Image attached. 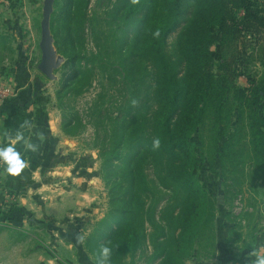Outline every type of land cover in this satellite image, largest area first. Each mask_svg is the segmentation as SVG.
<instances>
[{
    "label": "rangeland",
    "instance_id": "374dc122",
    "mask_svg": "<svg viewBox=\"0 0 264 264\" xmlns=\"http://www.w3.org/2000/svg\"><path fill=\"white\" fill-rule=\"evenodd\" d=\"M64 1L0 0V81L7 80L18 93L29 96L31 108L40 112L39 127L47 140L43 157L45 170L32 191L23 193V187L17 190L12 185L2 187L1 214L10 208L17 209L3 215L7 216L4 217L7 221H2L4 231L0 236L14 238L17 242L0 245L5 252L3 259L0 257V264H94L100 245H110L119 231L130 246L122 253V261L116 263L115 260L112 264H159L160 260L154 258L156 249L151 242L155 226L146 221L144 229H141V221L137 217L124 223L112 215L115 214L112 213L115 182L103 165L104 150L109 148L111 140H105L102 126L97 127V118H101L102 113L113 117L121 114V104L127 98L131 85L143 78L145 68H140L147 62L134 56L133 66L137 71L127 69L128 76L125 71L122 74L119 64L133 51L141 52L147 30L143 27L142 31H137L135 23L129 26L122 57L111 45L114 40L113 23L119 22L118 17H112V11L117 8V13L122 12L126 0H74L77 21L84 14L86 20L80 27H74L70 34L60 28L59 13ZM245 1L253 13L264 10V0ZM195 4V0L182 1V27L190 23V12ZM46 6L51 8L50 30L60 61L54 72L55 79L48 78L39 70ZM236 14L238 20L243 21L246 11L238 9ZM121 15L129 17L128 12ZM97 29L100 34L96 33ZM176 44L177 35H170L168 48L175 57L178 55ZM263 46L264 30L259 36H244L242 40L226 43L224 52L217 44L212 53L218 64L219 61L230 60L233 51H242V54L236 53L235 60H231L233 67L229 69L232 70L229 76L237 87L246 88L248 93L251 83L259 82L264 75ZM100 51L102 57L100 55L99 59ZM71 54L81 58L84 72L79 81L66 86L64 79ZM103 57H110L111 63ZM215 70L220 74L219 68ZM148 71H151L149 63ZM145 82L150 87L153 101L155 77H145ZM228 98L232 99V96L229 94ZM236 108L231 117V130L238 122ZM191 142L198 155L199 182L214 195H220L221 199L211 223L214 247L207 241L200 246L194 245L189 249L190 257L183 259L184 264H210V260L217 261L220 255L229 256L234 261L244 253L256 251L259 235L264 237V174L254 183L245 174L243 176L247 179L234 189L231 178L242 176V173H230L233 169L229 162L227 172L223 170L221 161L213 158L212 151L203 149L198 133L193 135ZM234 143L240 148L249 147L246 139L239 136ZM245 162V170L249 172L252 161L247 158ZM147 172L150 173V169ZM233 190L240 191V194H233ZM167 194L170 195V191ZM240 196L243 206L236 210L235 203ZM143 201L149 202L148 197H143ZM173 202L172 205L175 204ZM165 208L162 205L164 215L167 214ZM253 228L256 240L249 233ZM81 236L84 237L83 242L79 239ZM132 245L135 250L131 251ZM212 253L214 256L209 257Z\"/></svg>",
    "mask_w": 264,
    "mask_h": 264
},
{
    "label": "trees",
    "instance_id": "16d2710c",
    "mask_svg": "<svg viewBox=\"0 0 264 264\" xmlns=\"http://www.w3.org/2000/svg\"><path fill=\"white\" fill-rule=\"evenodd\" d=\"M182 1L126 0L119 13L128 12V18L119 15L117 8L112 11V17H118L119 22L113 23L111 45L120 56L127 45L126 32L132 23L137 31H142L143 27L147 30L141 52L133 51L121 59L122 74L125 71L128 76L126 70L130 68L137 71L133 66L134 56L147 63L140 68H145L143 78L133 82L121 104V114L113 117L105 112L97 118V127H103L105 140H111L109 148L104 150L103 165L115 182L113 191L116 194L112 200L115 204L112 213L115 214L112 215L124 223L137 217L141 229L146 221L155 226L151 242L159 264H184L183 259L190 257L193 246L205 241L214 247L211 223L221 197L198 180V155L191 142L194 134L200 135L203 149L211 150L213 158L221 161L223 170L227 172L229 162L233 169L230 173H242V176L231 178L232 188L241 186L247 179L245 174L252 183L264 174V75L259 82L251 83L247 93L246 88L237 87L229 76L236 53L242 54V51H233L230 60L218 64L212 53L217 44L224 52V46L230 41L261 35L264 10L253 13L245 0H195L191 21L182 27ZM238 9L246 11L243 21L237 18ZM59 15L60 28L69 34L86 20L84 14L77 21L74 0H65ZM96 33L101 31L97 29ZM172 34L177 35L176 57L168 48ZM262 49L264 57V46ZM100 55L101 51L99 59ZM71 56L64 79L66 86L79 81L84 72L81 58ZM103 58L111 63L110 57ZM148 63L151 71H148ZM216 67L220 74H216ZM150 75L155 77L153 101L145 82V77ZM229 94L232 99L228 98ZM155 105L156 110L152 111ZM235 107L238 122L231 130ZM236 136L245 138L249 147H238L234 143ZM155 137L161 140L158 149L152 147ZM247 158L252 161L249 172L245 170ZM232 193L240 194V191ZM145 196L149 202L143 201ZM172 201L175 204L172 205ZM162 205L166 207V215ZM16 209L10 208L4 214ZM120 232L109 245L113 248L112 263L122 261V253L130 246ZM249 233L256 240L254 228ZM253 244L255 246V242ZM130 250L135 247L132 245ZM213 256V253L209 255Z\"/></svg>",
    "mask_w": 264,
    "mask_h": 264
},
{
    "label": "crops",
    "instance_id": "0c3cea01",
    "mask_svg": "<svg viewBox=\"0 0 264 264\" xmlns=\"http://www.w3.org/2000/svg\"><path fill=\"white\" fill-rule=\"evenodd\" d=\"M28 95L23 92H19L15 98L11 101L0 103V146L7 143V134L15 135L17 130H21L24 132V135L30 138L33 142H35L38 146L37 151L32 152L28 151L26 153V159L29 162V167L26 168L20 176L11 177L7 173L3 171V168L0 167V204L3 199V188L6 186H16L21 188L22 192L32 191V188L35 183H37L41 178L42 174L45 170V160L44 153L46 149V139L43 137L41 128V116L38 109L31 108V103L28 101ZM25 121L29 122V125H25ZM47 124V123H46ZM24 125L22 128L21 126ZM48 126V124H47ZM41 131V132H40ZM52 132V129L50 128ZM48 132V131H46ZM44 134V133H43ZM47 135V133H46ZM48 138H50V133L48 134ZM17 147L23 151L24 145L23 142L18 143ZM32 184H29V183ZM32 187H31V186ZM30 186V188L28 187ZM7 216H3L0 212V232L4 231V227H2V221H7ZM259 243L256 247V252H260L264 254V237L263 235H259L258 237ZM17 241L14 238H8L0 236V245L9 244L13 245ZM5 255L4 249H0V257L3 259ZM255 252L244 253L241 257L233 259L228 258L229 256L223 257L220 255L219 259L210 260V264H251V259L254 258ZM3 263V262H2Z\"/></svg>",
    "mask_w": 264,
    "mask_h": 264
},
{
    "label": "clouds",
    "instance_id": "9594fccd",
    "mask_svg": "<svg viewBox=\"0 0 264 264\" xmlns=\"http://www.w3.org/2000/svg\"><path fill=\"white\" fill-rule=\"evenodd\" d=\"M158 35V33H156ZM133 103H136L133 101ZM25 125H29L28 121H25ZM22 128L24 125L21 126ZM30 127V125H29ZM7 137V143L0 146V167L3 171L11 177L20 176V174L29 167V162L26 159V153L30 150L32 152L37 151V144L30 138L24 135V132L17 130L15 135L5 134ZM23 142L24 150L21 151L17 145ZM161 145L159 137H155L152 140L153 149H158ZM83 242L84 237H79ZM255 252L254 258L251 259V264H264V254ZM113 248L108 244H102L99 247L97 257L94 264H112Z\"/></svg>",
    "mask_w": 264,
    "mask_h": 264
},
{
    "label": "water",
    "instance_id": "95a60500",
    "mask_svg": "<svg viewBox=\"0 0 264 264\" xmlns=\"http://www.w3.org/2000/svg\"><path fill=\"white\" fill-rule=\"evenodd\" d=\"M50 6L45 7L42 20V39L40 48L42 51V60L39 64V70L50 79H55V70L59 68L60 61L57 59V53L54 48V41L50 30Z\"/></svg>",
    "mask_w": 264,
    "mask_h": 264
},
{
    "label": "built area",
    "instance_id": "2783aa9c",
    "mask_svg": "<svg viewBox=\"0 0 264 264\" xmlns=\"http://www.w3.org/2000/svg\"><path fill=\"white\" fill-rule=\"evenodd\" d=\"M17 91V88L15 86L13 87L7 80L0 81V103H4L15 98L18 93ZM235 206L236 210L242 209L243 205L241 196L237 199Z\"/></svg>",
    "mask_w": 264,
    "mask_h": 264
}]
</instances>
